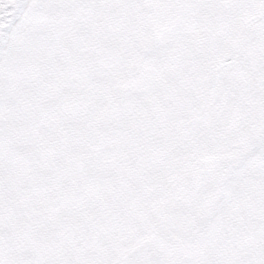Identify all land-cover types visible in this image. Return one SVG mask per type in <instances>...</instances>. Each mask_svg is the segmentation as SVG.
<instances>
[{
	"label": "snow or ice",
	"instance_id": "6c2138e0",
	"mask_svg": "<svg viewBox=\"0 0 264 264\" xmlns=\"http://www.w3.org/2000/svg\"><path fill=\"white\" fill-rule=\"evenodd\" d=\"M0 264H264V0H0Z\"/></svg>",
	"mask_w": 264,
	"mask_h": 264
}]
</instances>
